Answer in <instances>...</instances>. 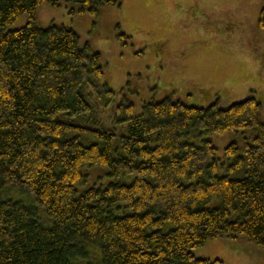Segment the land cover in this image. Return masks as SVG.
<instances>
[{
	"label": "trees",
	"instance_id": "trees-1",
	"mask_svg": "<svg viewBox=\"0 0 264 264\" xmlns=\"http://www.w3.org/2000/svg\"><path fill=\"white\" fill-rule=\"evenodd\" d=\"M70 1L71 14L119 6ZM45 2L59 6L0 0V264H221L192 251L222 236L264 249L261 103L168 98L134 115L122 102L118 135L97 112L115 96L101 54L64 24L40 26ZM21 17L25 25L10 29ZM196 130L253 135L219 159L211 141L193 142ZM92 167L106 168L107 182L79 193Z\"/></svg>",
	"mask_w": 264,
	"mask_h": 264
},
{
	"label": "rangeland",
	"instance_id": "rangeland-1",
	"mask_svg": "<svg viewBox=\"0 0 264 264\" xmlns=\"http://www.w3.org/2000/svg\"><path fill=\"white\" fill-rule=\"evenodd\" d=\"M117 1L119 6L103 7L98 15L71 14L70 0H58V7L45 2L36 13L40 26L64 24L101 54L102 83L115 92L111 103L103 99L97 109L107 128L122 134V102L132 104L134 115H139L145 103L168 98L186 106L216 103L226 108L254 97L262 105L264 121V30L258 26L264 0ZM25 23L21 17L10 29ZM121 33L125 37H119ZM194 135L195 144L211 141L223 159L229 144L242 143L253 132ZM107 173L102 167L85 168L79 193L105 184ZM245 175L240 171L232 177ZM192 254L221 264H264V249L244 236L210 240Z\"/></svg>",
	"mask_w": 264,
	"mask_h": 264
}]
</instances>
